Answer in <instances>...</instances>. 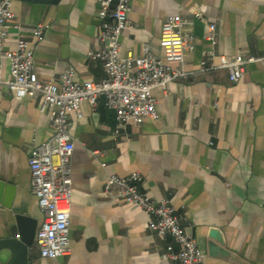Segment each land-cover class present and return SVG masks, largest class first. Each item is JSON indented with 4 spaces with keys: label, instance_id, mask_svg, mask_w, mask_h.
Instances as JSON below:
<instances>
[{
    "label": "crops",
    "instance_id": "1",
    "mask_svg": "<svg viewBox=\"0 0 264 264\" xmlns=\"http://www.w3.org/2000/svg\"><path fill=\"white\" fill-rule=\"evenodd\" d=\"M97 6V0H12L3 48L12 49L18 35L31 38L42 23L34 50L38 77L58 81L73 66L77 80H99L102 60L88 55L103 45ZM174 13L189 20L185 27L193 34L186 69H197L210 48L213 64L220 54L264 51V0H130L132 27L120 35L121 54L138 56L148 42L162 58L161 24ZM209 22L217 27L213 47L205 38ZM0 63L6 74L8 60L0 55ZM152 93L157 117L127 122L118 133L103 95L94 107L82 102L80 117L70 114L69 252L41 256L33 241L24 253L0 249V264H178L165 256L170 237L149 229L150 215L104 189L108 174L134 170L141 191L170 197L203 252L200 264H264V65L248 62L236 81L226 69H210ZM41 101L39 94L17 99L0 84V179L14 188L1 191L0 240L17 233L16 214L35 217L37 226L43 218L28 164L32 146L53 133Z\"/></svg>",
    "mask_w": 264,
    "mask_h": 264
},
{
    "label": "built area",
    "instance_id": "2",
    "mask_svg": "<svg viewBox=\"0 0 264 264\" xmlns=\"http://www.w3.org/2000/svg\"><path fill=\"white\" fill-rule=\"evenodd\" d=\"M11 1L0 0V55L8 60L6 74L0 63V84L6 85L8 92L17 99L39 94L42 97L39 109L47 111L53 127V133L32 146L28 156L31 189L43 213L34 237L41 256H63L70 249L74 138L69 123L71 113L78 117L82 115L79 109L82 102L94 107L97 98L103 95L106 106L114 110L115 132L118 133L127 122L140 124L146 118L157 117V99L152 93L154 87L165 92L172 80L186 79L198 72L218 68L226 69L229 80L236 81L248 62L259 61L264 65V51L258 56L220 54L218 63H209L208 58L213 56L210 48L197 69H186L184 53L191 46L193 34L185 27L189 20L178 13L169 14L162 21L159 36L162 58L153 52L148 42L143 44L140 55H122L120 35L124 29L132 27L128 17L130 0H97L100 19L97 37L103 45L89 50L88 55L102 60L104 77L77 80L74 67L69 66L58 81L41 80L34 69V50L43 38L42 23L35 25L31 38L18 35L12 49L3 48L6 23L13 18ZM13 27H18V24H13ZM205 38L212 47L216 44L217 27L214 22L207 24ZM141 178L137 170L125 176L111 173L105 179L104 189L114 198L137 204L150 215L149 229L162 237H170L165 245L166 257L178 264H200L203 252L196 237L181 225L170 197L148 196L138 187Z\"/></svg>",
    "mask_w": 264,
    "mask_h": 264
},
{
    "label": "water",
    "instance_id": "3",
    "mask_svg": "<svg viewBox=\"0 0 264 264\" xmlns=\"http://www.w3.org/2000/svg\"><path fill=\"white\" fill-rule=\"evenodd\" d=\"M2 189L12 194L14 188L4 180L0 179V195ZM7 205L9 202H6ZM17 233L14 236L0 240V249H9L11 254L24 253L27 248L32 245L37 227V219L35 217L18 213L15 215Z\"/></svg>",
    "mask_w": 264,
    "mask_h": 264
}]
</instances>
